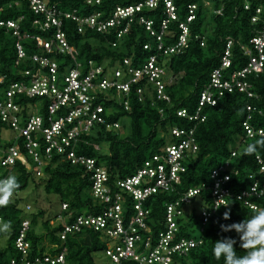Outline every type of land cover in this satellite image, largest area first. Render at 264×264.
Returning a JSON list of instances; mask_svg holds the SVG:
<instances>
[{"label": "trees", "instance_id": "1", "mask_svg": "<svg viewBox=\"0 0 264 264\" xmlns=\"http://www.w3.org/2000/svg\"><path fill=\"white\" fill-rule=\"evenodd\" d=\"M11 1L12 6H6L0 12V18L16 20L19 16H24L19 26L22 33L41 34L47 38L51 35V31L44 32L32 24L35 15L27 0H0V6ZM49 1L66 11L76 10L80 15L100 10L102 17L108 18L116 4H135L143 0H103L97 6L87 5L85 0ZM191 3H197L198 8L195 19L190 22L189 46L181 53L158 57V63H163L167 69L163 80L165 92L170 96L169 101L159 98L153 82L145 78L132 86L126 98H117L116 93L111 90L99 91L97 101L105 108L103 116L106 122L93 126L84 136L88 144L80 142L76 148L78 153L94 157L97 165H104L109 172L107 183L115 191H120L115 184L117 179L132 175L145 160L160 153L174 140H180L181 137L177 138L172 134V128H193L198 150L196 153L187 154L184 160L186 171L181 173L180 183L173 192L154 193L143 203V208L149 210L144 221L150 228V235L156 242L157 232L166 229L168 202L186 189L202 185L201 192L191 198L190 205L184 204L182 213L175 218L178 227L176 238L193 240L196 245L185 253H173L171 264H255L259 246L264 241V196L254 198L262 205L259 211L230 198L228 205L219 207L205 223L201 208L208 204L211 197L209 175L227 160L233 167L229 185L234 191L248 188L253 181L250 175L262 177L255 155L260 153L264 156V140L258 135L246 137L242 123L248 113L246 106L250 104L256 108L250 120L252 125L256 129L264 130V68L261 72L251 73L245 78L253 96L249 97L237 88L232 92L226 91L215 105L205 106V121L189 120L187 116L177 115V111L180 108H185L190 114L194 111L201 89L208 83L212 69L220 63L228 37L233 38L235 43L231 52V64L225 69L226 77L246 65L248 57L243 54L240 43L248 44L259 24L252 23V11L244 9L243 0L224 1L223 14H216L204 5L203 0H174L178 20L169 22V30L165 36L167 42H173L181 33L178 22L186 21L188 5ZM208 3L213 9L221 5L219 0H208ZM141 16L152 19L153 27L158 30L162 18L167 16L165 4L161 2L152 9L143 7L135 14L129 30L121 36L117 32L122 26L97 32L83 25L80 32L75 21L65 18L62 29L68 43L77 49L78 55H49L59 62L60 69L75 60L87 62L88 59L105 68L121 67L125 57L130 59L132 65L142 66L154 52V49H145L144 44L149 43L155 47L156 38L140 23ZM197 34L205 38L203 45L196 38ZM15 42L16 37L12 30L1 27L0 73L5 75V79L0 83V96L10 82L21 79L19 71L34 67L31 61L34 53H45L34 41L24 40L27 57L20 64L16 63ZM137 86L143 88L141 99L136 92ZM16 100L27 107L25 110L39 104L37 107L41 106V113L46 112V99L22 95ZM125 101L128 102V107H125ZM112 123H119V128H114ZM1 128L11 129L8 123L0 119ZM13 142L14 137L11 141L0 142V146L6 147ZM102 144H107L108 153L101 150ZM95 145H99V149ZM233 150L235 154L232 155ZM34 165L33 160L29 159V163L17 162L12 169L3 170L4 166L0 163V178L8 176L7 183L0 184V234H5L8 241L5 246L0 247V264H10L12 259L18 262L33 261L36 256L46 253L56 255L60 252H64L65 259L59 264H97L95 255L101 251L105 254L108 244L111 243L105 229L84 226L80 232L68 233L65 238H61L65 225L70 224L81 212L96 214L105 207V203H99L93 195L90 171L84 165L73 164L60 155H53L43 168L42 176L34 174ZM38 180L40 183H37L36 191L43 192V199L37 198L33 202L34 211L29 212L31 210L21 204L22 197L18 192ZM120 192L123 195V222L127 227L135 211L128 194ZM51 195L54 203L48 206V196ZM62 203L67 204L66 209L61 210ZM54 204L60 208L59 213L65 216L64 221L56 219L59 213H50ZM27 211L29 213L26 214ZM24 219L30 222L26 233V240L29 242L26 254L15 243ZM199 221V234L195 235V225ZM145 249L143 242L137 247V251ZM121 264L147 263L128 258L122 260ZM258 264H264V258Z\"/></svg>", "mask_w": 264, "mask_h": 264}, {"label": "built area", "instance_id": "2", "mask_svg": "<svg viewBox=\"0 0 264 264\" xmlns=\"http://www.w3.org/2000/svg\"><path fill=\"white\" fill-rule=\"evenodd\" d=\"M27 1L35 15L32 24L44 32L51 31V35L47 38L41 34L22 33L19 26L24 16H19L16 20L0 18V28L12 30L16 37V63L20 64L21 60L27 57L23 45L24 40L34 41L39 48L45 51L44 55L34 53L31 56L34 67L19 71L22 75L21 79L10 82L0 96V119L8 123L11 129L16 132L13 143L6 147L0 146V163L4 166L3 170L12 169L17 162L29 163V159H31L35 163L34 174L42 176L43 168L53 155H60L73 164L84 165L91 174L93 195L99 203H105V207L96 214L81 212L70 224L65 225L61 238H65L68 233L80 232L84 226L98 230L105 229L113 240L105 250V255L110 258L112 264H121L122 260L128 258L147 264L154 262L171 264L173 253H185L196 245L193 240L176 238L178 237L176 235L178 227L175 218L182 213L184 204L190 205L191 198L201 192L202 185L186 189L177 198L166 204L167 227L157 232L156 242L144 221L149 210L143 208V203L147 197L154 193L173 192L175 186L180 183L181 173L186 171L184 160L187 154L189 152L196 153L198 150V144L193 135L194 129L172 128V134L177 138L181 137L180 140H174L172 144L166 145L160 153L145 160L132 175L116 180V187L120 191L126 192L133 202L135 215L127 227L124 225L122 215L123 195L107 183L109 180L107 168L104 165H97L94 157L78 153L76 147L80 142L88 144L84 136L93 126L106 122L103 116L105 108L101 102L97 101L99 91L111 90L116 93L117 98L121 99L122 96L126 98L132 86L145 78L149 82H153L159 98L169 101L170 96L165 92L163 80L166 69L163 63H158V57L178 54L187 49L191 36L190 22L196 17L198 4L188 5L186 21L178 22L181 33L173 42L169 43L165 39L169 30V22L178 20L174 0H143L135 4H116L112 15L108 18H103L100 10L80 15L76 10L61 9L49 0ZM102 1L85 0V3L97 6ZM203 1L204 5L216 14H223V2L226 0H219L221 5L216 9L209 5L208 0ZM161 2L165 4L167 16L162 18L158 30L153 27L152 19L143 16L139 18L140 23L156 38L155 47L149 43L144 44L145 49H154V52L142 66L132 65L130 59L125 57L121 67L105 68L94 60L88 59L87 62L75 60L60 69L59 62L49 55L51 53L78 55L77 49L68 43L62 29V22L65 18L75 21L80 32L85 25L97 32H106L109 27L122 26L117 32V35L121 36L122 33L129 30L137 12H140L143 7L156 8ZM6 6L11 7L12 1L0 6V12ZM243 7L252 11V23L259 24L249 43H240L243 54L248 57L246 65L226 77L225 69L231 64V52L235 43L233 38L228 37L220 63L212 69L208 83L201 89L194 111L190 114L185 108H180L177 115L202 122L207 118V114L204 112L205 106L215 105L226 91L232 92L234 88H237L249 97L254 95L245 78L251 73L261 72L264 68V0H243ZM196 38L200 39L202 45L204 44L203 36L197 34ZM4 79L5 75L0 73V83ZM136 92L141 99L143 88L137 86ZM22 95L29 98L46 99L45 114L41 113V106L34 105L31 109L25 110L27 107L16 100ZM123 103L125 107H128L127 101ZM246 109L248 113L242 123L244 134L249 138L258 135L264 140L263 128H254L250 121L252 112L256 108L248 104ZM107 126L109 125L107 124ZM112 126L119 128L120 124L112 123ZM38 134L42 135V142L37 139ZM95 148L99 149V145H95ZM231 154H235V151L233 150ZM255 158L259 165V174L262 177L257 178L250 175V178L253 179L252 183L241 191H234V188L229 185L233 169L229 160L212 170L209 175L211 178L210 201L201 208L204 223L219 207L228 205L230 198H235L254 210L262 209V205L254 198L264 196V156L256 153ZM7 181L8 176L0 178V184H5ZM30 208L31 205L27 204L26 209ZM61 208L66 209L67 204L62 203ZM57 220L64 221L65 216L59 213ZM29 224L28 219L22 221V227L16 238L17 242H15L18 249L24 254L29 248V242L26 240ZM141 242L144 243L146 249L137 251ZM263 258L264 241L259 246L255 264H258L259 260ZM64 259V252L56 255L46 253L36 256L33 261L18 262L12 259L10 264H59L63 263Z\"/></svg>", "mask_w": 264, "mask_h": 264}, {"label": "rangeland", "instance_id": "3", "mask_svg": "<svg viewBox=\"0 0 264 264\" xmlns=\"http://www.w3.org/2000/svg\"><path fill=\"white\" fill-rule=\"evenodd\" d=\"M106 62V61H105ZM167 72V70H166ZM170 74V73H169ZM39 106V104L37 105ZM125 131V130H124ZM16 135V132H14L13 130L11 129H6V128H1L0 129V142L2 141H11L13 139V137ZM37 139L42 142V135L38 134V137ZM101 150L103 152H106L108 153V147H107V144H102L101 145ZM37 183H40L39 180L34 182L33 184L29 183V185L27 186L26 189L24 190H21L18 192V195L20 197H22V201H21V204L23 206H25L26 203L30 204L31 205V208L29 210V212H32L34 211V204L33 202L36 201L37 198H42L43 199V192L41 193H38L36 191V188H37ZM54 203V197L51 195V196H48V206L49 204H53ZM37 206V205H36ZM198 207V204L197 206ZM60 208H58L57 204H54L52 207H51V210H50V213L55 215L57 213L60 212L59 210ZM28 211L26 212L29 213ZM55 217V216H54ZM57 219V218H56ZM201 224V221H199L195 226V229H196V233L195 235H198L199 234V225ZM40 226V225H39ZM113 240L111 239V242ZM7 236L5 234H0V247H3L5 246V244L7 243ZM95 262L97 264H112V262L109 260V258L101 251V252H98L96 255H95Z\"/></svg>", "mask_w": 264, "mask_h": 264}, {"label": "clouds", "instance_id": "4", "mask_svg": "<svg viewBox=\"0 0 264 264\" xmlns=\"http://www.w3.org/2000/svg\"><path fill=\"white\" fill-rule=\"evenodd\" d=\"M140 2H141V1H140ZM165 69H166V68H165ZM166 70H167V69H166ZM14 137H15V136H14ZM27 204H28V203L25 204V207H26ZM61 209H62V208H61ZM27 210H29V209H27Z\"/></svg>", "mask_w": 264, "mask_h": 264}]
</instances>
